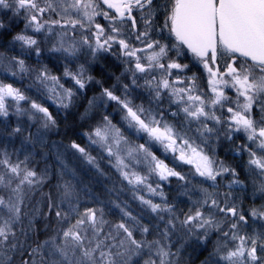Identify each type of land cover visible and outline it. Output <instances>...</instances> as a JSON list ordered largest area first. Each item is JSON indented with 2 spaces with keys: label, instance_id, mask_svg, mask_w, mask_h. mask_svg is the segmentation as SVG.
Instances as JSON below:
<instances>
[{
  "label": "snow or ice",
  "instance_id": "obj_1",
  "mask_svg": "<svg viewBox=\"0 0 264 264\" xmlns=\"http://www.w3.org/2000/svg\"><path fill=\"white\" fill-rule=\"evenodd\" d=\"M0 264H264V0H0Z\"/></svg>",
  "mask_w": 264,
  "mask_h": 264
}]
</instances>
